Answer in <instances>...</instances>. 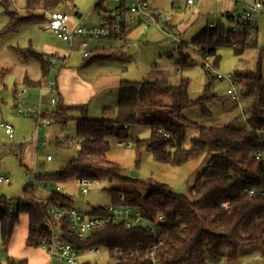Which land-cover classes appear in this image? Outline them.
Instances as JSON below:
<instances>
[{"label":"trees","instance_id":"trees-1","mask_svg":"<svg viewBox=\"0 0 264 264\" xmlns=\"http://www.w3.org/2000/svg\"><path fill=\"white\" fill-rule=\"evenodd\" d=\"M69 1L24 0L23 14H19L9 0H0L3 14L7 17L6 25L0 30V37L14 32L22 23L44 21V15L34 14L36 9L55 10ZM95 5L100 7L102 4ZM101 8V14L105 13L104 8ZM223 35V25L217 23L215 28L205 27L192 40V44L200 48L201 55L212 57L215 68L219 61L216 48L221 45L230 47L222 40ZM230 37L245 38L244 35ZM117 42L121 44L118 49L108 50L107 56L97 58L129 63L131 57L123 53L128 41L124 39ZM254 46L255 40L249 48ZM180 49L179 54L182 55L185 49L183 44ZM233 50L240 53L243 48L239 46ZM15 51L23 54L20 49L16 48ZM30 54L40 62L41 76L48 75L50 59L44 60L33 52ZM179 64L187 67V57L182 55ZM232 78L239 85L240 96L245 103L243 113L246 128L243 129L234 128L230 124L203 127L186 120L182 114L184 110L199 107L206 112L204 104L216 99V96L207 97V84L203 96L191 101L188 98L189 80L183 77L173 86L161 81H121L117 88L115 109L103 108L99 119L90 118L84 104L65 107L58 102L52 119L64 123L65 114L73 115L75 139L66 147L72 144L77 146L75 157L54 173L34 177L44 183L47 189L50 187V196L45 200L24 197L23 200H17L12 212H8L10 203L0 196V247L7 248L20 214L27 216L25 244L28 247H42L50 239V226L57 225L62 231L63 241L80 251L97 246L129 250L150 242L142 230H126L117 225H107L80 240L67 233L62 220L55 222L48 217L50 206L72 202L71 197L61 193L59 187L53 189L54 184L64 185L81 177L121 179L119 165L107 157L110 149L108 138L131 143L137 157L145 149L154 161L170 167L207 159L202 171L183 195L174 193L164 184L151 181L140 183L147 189L144 193L135 190L124 193L109 191L110 203H115L122 195L126 204L138 210L145 218L153 220L162 216L165 219L167 250L159 255V264H208L222 258L233 262L241 250L263 243V199L259 196L250 197L244 191L264 189V164L254 158L255 153L264 151V140L258 135L264 128V75L260 70L235 71ZM28 85L37 88L39 81ZM132 125L148 126V135L129 138L127 129ZM189 131H194L195 135L190 138L189 146L184 147L183 142ZM60 145L57 143V146ZM28 189L29 186L24 189V193ZM222 203H227L228 207L222 208ZM100 210V206L92 207V214ZM5 264L27 262L7 257ZM123 264L149 262L131 259ZM260 264H264V253L261 254Z\"/></svg>","mask_w":264,"mask_h":264},{"label":"rangeland","instance_id":"rangeland-1","mask_svg":"<svg viewBox=\"0 0 264 264\" xmlns=\"http://www.w3.org/2000/svg\"><path fill=\"white\" fill-rule=\"evenodd\" d=\"M9 1L19 14H23L24 0ZM97 1L70 0L55 10L69 16V30L77 25L94 26L97 24L98 15L103 11L101 7L106 11L116 7V4L109 1H104L100 7H96ZM170 2H173L174 7L178 5L179 9L172 11L169 7ZM184 2L185 0H149V7L152 10L158 9L161 14L177 17L176 28L180 29L179 38L185 48L182 55L187 57V67L179 64L182 55L174 52L172 40L153 25L144 32V35L138 32L133 34L132 41L137 42L136 47L123 49L124 54L131 56L129 63L122 64L116 59L97 58L107 56L108 50L118 49L121 46L118 42L88 39L89 53L84 57L75 53L83 40L75 39L68 59L69 65L63 68L64 66L60 67V64H57L54 70L49 69L48 78L56 77L61 69L66 70L65 72L73 70L74 73L68 77L69 83H75L77 89L72 91L69 100L83 102L87 106L88 116L92 119L101 118L103 108L116 107L117 88L113 87L112 78L107 79L109 76L127 82L161 81L170 86H173L180 77L187 78L188 98L191 101L203 96V89L207 84H209L207 97L216 96V99L204 104L206 112L199 107L184 110L182 114L186 120L203 127H221L230 124L234 128H246L243 98L238 96L237 100L231 99L226 94V90L230 88L229 84L226 81L210 78L202 66V55L197 52L199 47L192 44L193 38L206 25L217 23L228 25L229 20L226 16L233 11L234 2L233 0H198L193 9L185 8ZM47 11L40 8L34 13L44 15V21L22 23L14 32L0 37V123H7L14 129V137L9 140L0 127V178L8 179V182L0 183V196L4 197L12 207L17 200L24 197L32 196L40 200L48 198L50 191L44 183L34 177L54 173L73 159L77 150L74 144L66 147V144H71L75 139V121L72 114L63 116L64 123L50 119L49 126H42L36 131L32 120L16 115L14 111L17 99L28 105L36 102V97L30 93L17 96L27 87L25 81H39L42 78L40 62L32 57L30 52L48 60L57 53L58 49L67 48L49 31ZM255 22L257 32L254 47L245 48L240 53L225 45L216 48V55L219 57L216 70L219 73L232 75L235 71L260 70L264 75V17H255ZM6 23L7 17L0 6V30ZM16 48L23 54L16 53ZM206 61L212 64L213 59L206 57ZM62 74V72L59 74V79ZM144 76H147V79L143 80ZM48 99V94L43 93L40 101L43 108L47 107ZM56 107L53 110L54 114ZM148 133L149 127L146 125H132L127 129L129 138H143ZM194 135V131L187 133L183 142L184 147L189 146V140ZM35 136L44 143V146L39 147L41 153L39 157H35L31 140ZM107 140L110 147L107 157L119 165L120 180L100 179L101 187L91 190L87 197L80 195L73 182L52 186L53 189L59 187L61 193L71 197L72 205L76 209L87 211L89 207L107 205L110 202L111 190H118L120 193L133 190L144 193L147 189L140 183L147 181L164 184L173 191L185 185V193L202 171L207 160L190 161L180 167H170L154 161L145 149H142L140 156L137 157L133 145L118 148L115 146L114 138ZM57 143L61 145L57 146ZM47 155L51 156V162L44 161ZM28 186L29 189L24 193V189ZM84 203L88 205L85 207ZM22 218H26V215H19L18 224ZM30 248L46 254L41 248ZM4 251L5 249L0 247V253L4 254ZM262 253H264V242L241 250L236 261L227 262L222 258L208 264H260ZM52 263L63 264L54 260ZM77 264H107V260L101 256L81 255Z\"/></svg>","mask_w":264,"mask_h":264},{"label":"built area","instance_id":"built-area-1","mask_svg":"<svg viewBox=\"0 0 264 264\" xmlns=\"http://www.w3.org/2000/svg\"><path fill=\"white\" fill-rule=\"evenodd\" d=\"M109 1L116 4L111 10H105V13L98 15L97 24L94 26L77 25L72 30L68 28L69 16L61 13L59 10H48V29L62 42L72 44L75 39H81V50L83 56L86 55L88 48V39H99L107 41L127 40L125 49L136 47L137 42L128 40L126 32L129 29L140 28L144 32L151 26H157L173 42V50L180 53V47L183 44L179 38L180 32L172 21V16L161 14L157 10H151L148 0H98L96 4ZM233 11L226 16L229 20L228 25L223 26L222 40L227 42L232 48L241 46L243 49L249 48L255 40L257 25L255 17H264V0H233ZM188 7L194 6L196 0H185ZM216 24H211L209 28H215ZM230 35H244V39L231 38ZM200 53V48L197 50ZM65 57L52 56L49 60L51 70H54L57 64H63ZM201 63L206 72L214 79L226 81L229 87L226 94L233 100L240 96V87L232 78V75H223L219 73L213 64L206 61L205 56H201ZM153 69V67H152ZM180 74V71L177 70ZM26 93L33 94L36 102L32 105L20 102L18 99L14 104L15 114L34 122L36 131L42 126H49L50 119L54 116L53 110L58 103L57 82L54 78L44 79L37 88H25L18 95ZM47 93L49 96L47 107L40 105L41 96ZM4 134L9 140L14 137V129L7 123H0ZM264 140V128L258 133ZM39 147L44 146L42 141H38ZM118 148L130 147L129 142H116ZM36 157L41 156L39 150L35 153ZM256 160H261L264 164V151L254 154ZM45 162H51V156L44 158ZM8 182V179L0 178V183ZM74 185L82 197H87L91 190L101 187V182L96 178H74ZM57 191L59 188L56 189ZM248 196H259L264 202V189L261 191L245 190ZM23 200V199H22ZM85 207L88 205L84 203ZM227 208V203L220 205ZM12 206H8V212H12ZM49 219L55 222L63 221L67 233L77 239L83 240L89 233L101 229L107 225L121 226L126 230L140 229L150 239L147 245L139 244L134 249L124 250L121 248H105L102 246L89 247L84 250H77L71 244L63 241L60 226H50V239L43 243L42 247L46 250L49 258L63 264H77L78 258L84 256H101L107 260V264H123L131 259L146 260L149 264H159V255L166 249L165 246V219L158 216L153 220L145 218L135 208L126 204L124 197L120 195L115 203H108L101 206L97 214H92V207L86 210L76 209L71 203H62L56 206H50L48 209ZM102 250H105L104 252Z\"/></svg>","mask_w":264,"mask_h":264},{"label":"crops","instance_id":"crops-1","mask_svg":"<svg viewBox=\"0 0 264 264\" xmlns=\"http://www.w3.org/2000/svg\"><path fill=\"white\" fill-rule=\"evenodd\" d=\"M197 1L198 0H196V2ZM199 1H201V0H199ZM148 5H149V0H148ZM177 6L174 7L173 2H170V4H169V7H170V9L172 11L178 10L179 8ZM184 6H185V8H188V9H193L194 8V6L188 7L185 2H184ZM153 10H157L159 12V10L156 9V8L153 9ZM171 16H172V21L174 22L175 26L177 27V23H176L177 17L174 16V15H171ZM210 25L211 24H208L205 27H209ZM179 31H180V29H179ZM135 32H138L141 35V29L140 28H134V29H131L127 33V39L128 40H132L133 34ZM115 42H117V41H115ZM62 43H64L67 46V48L66 49H62V48L58 49L56 51L57 53L54 54L53 56L65 57V62L62 65L60 64V67L64 66L63 68H65L66 66L69 65L68 64V59L71 56L74 41H73V43L71 45L67 44L65 42H62ZM80 45L81 44H79V47L77 48L75 53L83 56V54H82L83 51L81 50V46ZM88 49L89 48L86 49V55H84V57L87 56V54L89 53ZM127 56H129V55H127ZM99 60H102V59H99ZM65 71L66 70L61 69L60 72L57 73V76L55 77L56 82H57V89H58V102H60L62 104V106H65V107L72 106V105H77V104H83V102H80V101H74L73 102L72 100H69L70 99V95L73 94L72 91H75L77 88H76V84L75 83H72V84L69 83V78H68L70 74L74 73V71L73 70H69L68 72H65ZM61 72L63 74L60 75V79H59V74ZM41 77L42 78L39 80V84L44 79L48 78L47 75L46 76H41ZM107 79H109V80L111 79V81L113 83V87H116V88H118L119 83L122 81V80L118 79L117 77H111V76H109V78L107 77ZM144 79H147V76H144L143 80ZM30 82H35V80L34 81H25L26 86L29 87V88H34V87L28 85V83H30ZM243 115H244V113H243ZM31 140H32V144L34 146V150H35V153H36V151L39 150L38 141L40 139H39L38 136H35ZM35 157H36V155H35ZM27 231H28V222H27V216H26V218H22L20 224H17L14 227L13 232H12V236L10 238V242H9L7 248L5 249L4 254L0 253V263L1 264H5V259L7 257L14 258V259H20V260L24 259V260H26L27 264H53L52 260L49 258L46 250L43 247L39 246V247H36V248L43 249L46 252V254L43 253V252H38V251L32 250L30 247L26 246L25 242H26V238H27Z\"/></svg>","mask_w":264,"mask_h":264},{"label":"water","instance_id":"water-1","mask_svg":"<svg viewBox=\"0 0 264 264\" xmlns=\"http://www.w3.org/2000/svg\"><path fill=\"white\" fill-rule=\"evenodd\" d=\"M133 176H136V174H133ZM184 188L185 185L181 186L180 188L174 190V193L178 194V195H183L184 193ZM50 189V187L48 186V190Z\"/></svg>","mask_w":264,"mask_h":264}]
</instances>
